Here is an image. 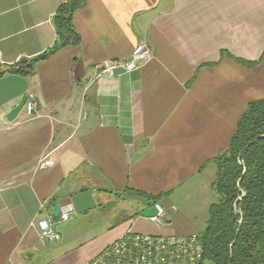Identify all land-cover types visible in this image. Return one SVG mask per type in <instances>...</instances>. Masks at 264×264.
<instances>
[{
  "label": "crops",
  "instance_id": "0c3cea01",
  "mask_svg": "<svg viewBox=\"0 0 264 264\" xmlns=\"http://www.w3.org/2000/svg\"><path fill=\"white\" fill-rule=\"evenodd\" d=\"M64 1L0 0V64L49 49ZM83 1L72 18L78 46L37 61L30 76H0V264H88L129 231L199 233L152 220L157 228H147L139 217L152 205L146 196L192 182L194 197L208 195L207 220L215 166L200 168L227 147L247 104L264 97V55L252 67L234 61L264 52V0ZM143 41L152 57L140 69L95 70L127 60ZM30 91L36 116L20 112L9 121L7 112ZM84 190L99 211L136 192L143 203L133 218L118 214L91 258L73 260L65 240L78 218L56 225L60 240L49 244L40 240V222L53 210L52 196L62 206Z\"/></svg>",
  "mask_w": 264,
  "mask_h": 264
},
{
  "label": "trees",
  "instance_id": "16d2710c",
  "mask_svg": "<svg viewBox=\"0 0 264 264\" xmlns=\"http://www.w3.org/2000/svg\"><path fill=\"white\" fill-rule=\"evenodd\" d=\"M83 4V0H65L53 17L54 44L35 58L9 66L0 64V76L6 73L30 76L37 61L62 47L78 46L81 37L72 18ZM262 58L253 62L236 58L234 61L252 67ZM209 163L215 166L212 192L216 200L209 205L205 227L199 232L203 244L200 264H264V97L247 104L227 147L200 169ZM158 197L146 196L154 204ZM56 201L52 196L49 204Z\"/></svg>",
  "mask_w": 264,
  "mask_h": 264
},
{
  "label": "built area",
  "instance_id": "2783aa9c",
  "mask_svg": "<svg viewBox=\"0 0 264 264\" xmlns=\"http://www.w3.org/2000/svg\"><path fill=\"white\" fill-rule=\"evenodd\" d=\"M131 61H113L96 64L100 73H112L116 68L125 71L140 69L151 57L150 43L143 41L133 50ZM21 112L27 118L36 116L35 93L28 92ZM157 216L151 218L160 225L164 220V210L158 203L154 204ZM43 209V207H42ZM71 202L60 206L58 221H68L75 215ZM57 221V222H58ZM56 221L52 211L45 213L40 222L39 236L43 243H53L60 240L56 231ZM203 255V244L199 233L189 235H149L127 232L95 255L88 264H200Z\"/></svg>",
  "mask_w": 264,
  "mask_h": 264
},
{
  "label": "rangeland",
  "instance_id": "374dc122",
  "mask_svg": "<svg viewBox=\"0 0 264 264\" xmlns=\"http://www.w3.org/2000/svg\"><path fill=\"white\" fill-rule=\"evenodd\" d=\"M263 55L264 52L261 56ZM96 71L97 73L99 72L98 70ZM209 176V173L204 175V178L207 181L206 183H208L209 181ZM194 195L195 192L194 189H192V182H188L185 183L179 190L173 192L169 196L162 195L158 197L157 201L164 210V220L162 222L164 224L162 226L173 225L175 228L178 227L179 230L184 231H191L190 228L192 227V231L201 232L206 223V201L208 199V195L200 193L199 198L198 196L194 197ZM136 196L137 195H127L124 202H121L116 206L114 204H110L101 211L92 209L86 213H76L75 215H73L74 217L71 216V218L77 217L78 219L75 220L74 229L69 232V235L65 240L67 249H69L70 254L68 257L71 256L73 260H77L80 258L87 259L91 258L96 251H99L98 249H100V247H102V245L106 241H108L110 233L113 230L111 227L116 224L119 218L118 214L120 212H122L123 214L134 212L132 218L139 214L138 203H143V200ZM213 198L214 200L212 201H215L216 198L214 194ZM168 200L171 201L169 202V204ZM145 202L154 205L151 199H146ZM172 205H174L176 211L172 210ZM139 217L143 222L147 224V228L152 230H154V228H157V225H155L153 222L151 223L149 218H143L141 216ZM190 222H192V225L190 224ZM56 223V225L58 226V224H62L63 222L58 221ZM55 229L57 232H59V234L61 233L60 227H56ZM135 233L149 235H189L188 233L177 234L175 232H168V234H157L137 231Z\"/></svg>",
  "mask_w": 264,
  "mask_h": 264
},
{
  "label": "water",
  "instance_id": "95a60500",
  "mask_svg": "<svg viewBox=\"0 0 264 264\" xmlns=\"http://www.w3.org/2000/svg\"><path fill=\"white\" fill-rule=\"evenodd\" d=\"M132 57L130 56L129 58H127V61H131ZM126 72L124 68H116L112 71V74H120V73H124ZM27 95H23L19 102L12 108L9 110V112H7L6 114V118L9 121L14 120L19 113L22 110V107L24 105V102L26 101ZM70 202L72 203L75 212L78 214L81 213H85L93 208H95L96 203H95V199L92 195L91 190H84V191H80L76 194H73L70 198ZM60 203L58 201L54 202L53 204V210H52V215L54 220L57 222L59 219V214H60ZM140 216L143 218H153L157 216V211L154 205H151L149 207H147L146 209H144L143 211H141Z\"/></svg>",
  "mask_w": 264,
  "mask_h": 264
}]
</instances>
